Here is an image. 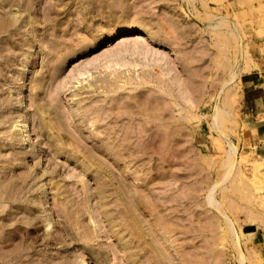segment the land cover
Masks as SVG:
<instances>
[{"label":"rangeland","instance_id":"374dc122","mask_svg":"<svg viewBox=\"0 0 264 264\" xmlns=\"http://www.w3.org/2000/svg\"><path fill=\"white\" fill-rule=\"evenodd\" d=\"M0 21V264H264V0H0ZM124 25L152 37L108 40Z\"/></svg>","mask_w":264,"mask_h":264},{"label":"bare ground","instance_id":"6f19581e","mask_svg":"<svg viewBox=\"0 0 264 264\" xmlns=\"http://www.w3.org/2000/svg\"><path fill=\"white\" fill-rule=\"evenodd\" d=\"M239 1H241V0H239ZM10 17H12L11 19H9L8 20V22H12V21H16L17 20V17L16 16H10ZM1 22V21H0ZM2 24L4 23V24H6V22H1ZM119 29H117V30H115L114 32H112L111 33V35L108 37V40H113L115 37H117L118 36V34H120L121 32H126V33H130V32H142L143 34H145L146 36H149V37H152V32L149 30V29H143V28H141V27H138V26H135V25H124V26H121V27H118ZM235 31V30H234ZM218 35H221V33L219 32V33H217ZM221 37H223L222 35H221ZM227 39V38H226ZM234 75H236V73L234 74ZM264 94V93H263ZM227 98H225V100H226ZM225 100H223V102H224V104L226 105V101ZM228 100V99H227ZM227 104H229V106H230V103H229V100H228V102H227ZM229 106L228 105H226V108L228 107L229 108ZM224 111H226V110H224ZM220 112H222V109H221V111ZM218 111H217V114L215 115V121H218ZM230 151H235V148H234V146H230ZM228 156L229 157H231V153H229L228 154ZM231 161V162H230ZM230 161H229V163H231V166L228 168V171H227V173L224 175V177L222 178V180H221V183H224V182H227V181H229V177H230V175H231V172H233V171H235V161H234V158H230ZM229 166V165H228ZM236 167H237V165H236ZM223 187H224V185H223ZM215 192H216V189H215V186L214 187H211V186H209L208 187V189H207V193H206V196H205V204H206V206L208 207V208H210V207H214L215 206V208L217 209V210H219V208H218V202H217V200H216V197H215ZM220 212V214L223 216V218L226 220V222H227V224H228V227H229V232L231 233H233V234H235V232H234V229H233V227H232V225H231V223H230V219H229V217H228V215L227 214H225V212L224 211H219ZM218 212V213H219ZM257 219V218H256ZM259 221V220H258ZM239 255H240V257H239V264H245V257H244V255L243 254H241V253H239Z\"/></svg>","mask_w":264,"mask_h":264},{"label":"crops","instance_id":"0c3cea01","mask_svg":"<svg viewBox=\"0 0 264 264\" xmlns=\"http://www.w3.org/2000/svg\"><path fill=\"white\" fill-rule=\"evenodd\" d=\"M260 86H261V84H260ZM262 90H263V88H262ZM258 92V91H257ZM262 93H263V91H262ZM261 94V93H260ZM256 97H258L256 100L255 99H253V97H250L249 99V102L250 103H248V106L249 107H251L252 105H255V104H258V102L260 101V99H259V95L258 96H256ZM259 99V100H258Z\"/></svg>","mask_w":264,"mask_h":264}]
</instances>
